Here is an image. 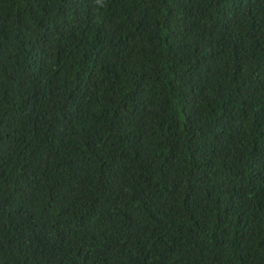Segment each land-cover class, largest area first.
Returning a JSON list of instances; mask_svg holds the SVG:
<instances>
[{"label": "trees", "instance_id": "obj_1", "mask_svg": "<svg viewBox=\"0 0 264 264\" xmlns=\"http://www.w3.org/2000/svg\"><path fill=\"white\" fill-rule=\"evenodd\" d=\"M0 264H264V0H0Z\"/></svg>", "mask_w": 264, "mask_h": 264}]
</instances>
